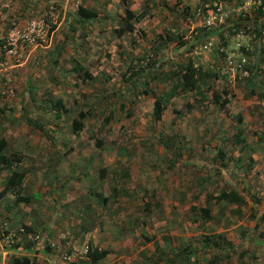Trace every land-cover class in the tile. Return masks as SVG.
I'll use <instances>...</instances> for the list:
<instances>
[{
	"label": "rangeland",
	"instance_id": "obj_1",
	"mask_svg": "<svg viewBox=\"0 0 264 264\" xmlns=\"http://www.w3.org/2000/svg\"><path fill=\"white\" fill-rule=\"evenodd\" d=\"M127 2L144 16L118 35L121 0H0V136L23 158L22 193L31 197L2 231L22 237L10 256L56 264L69 250L61 264H92V244L108 251L97 264H168L220 235L225 249H201L198 264H217L208 262L217 254L220 264H264V0ZM79 6L97 18L81 24ZM35 21L46 37L8 54L13 28ZM189 60L220 78L202 84V95H176L156 119L155 98ZM225 91L230 103L216 104L213 94ZM81 110L88 115L74 132ZM11 170L0 171V188ZM224 190L246 203H221ZM24 223L50 233L42 252L20 233Z\"/></svg>",
	"mask_w": 264,
	"mask_h": 264
},
{
	"label": "trees",
	"instance_id": "obj_2",
	"mask_svg": "<svg viewBox=\"0 0 264 264\" xmlns=\"http://www.w3.org/2000/svg\"><path fill=\"white\" fill-rule=\"evenodd\" d=\"M123 4H127V7H125V17L122 19V27L118 29V35H122L126 31L132 32L135 30L134 23L137 21H140L143 18V14H135L133 10L128 6L127 0H121ZM78 20L81 22V24H87L91 22L94 18H97V12L93 9L85 8L83 6L78 7ZM239 25L237 23L234 24L233 28H230L229 34L230 37L235 36L238 33ZM170 40H173L175 38H172V35L168 36ZM221 39L223 40V45L224 47H229L230 45V40L229 39H224V36L221 35ZM183 45V44H182ZM244 53L247 55L250 54V51H246V48H241ZM134 65L136 64H131L128 66V72L131 74L135 75L137 70L133 69ZM74 70L77 73H83L86 77L90 76L88 71L84 66L81 64H77L74 67ZM174 76L178 77V82L172 88L169 90V92H164L162 95L157 96L154 101V115L156 119H161L163 111L166 109L167 105L169 102L178 94H187V93H193L194 95H202L203 89H202V84H207V80L213 78V79H218L220 78V75L212 70L204 68L202 65H196L194 62L189 60L188 62L179 64V71H173L172 72ZM146 94L150 92L144 91ZM226 96L221 95L219 92H215L212 96L214 102L216 104H220L221 106H226L230 103V98L227 97L228 93L225 91ZM58 107H62V103H58ZM6 111L4 107L0 106V116ZM88 113L86 111H80L78 113L77 118L73 120V130L74 132H80L83 127H84V121L87 118ZM238 141H243V138L238 137ZM100 144V143H99ZM8 141L0 136V171H3L8 167L9 169H12L10 171V174L4 179L3 181V187H2V196H5L8 193H13L14 196L16 197L14 200V207L15 205L25 203L28 204L31 201V197L29 195H25L22 193L23 187H24V180L26 179V171L23 170L20 167V163L22 162L23 158L21 156L13 155L8 153ZM222 153V151H221ZM11 193V194H12ZM218 200L221 203H233V205H244L246 203L244 196L238 194L237 190H231V191H223L222 194L218 197ZM108 201V198H104L105 204ZM237 208V207H236ZM237 211L239 212L238 208ZM204 214V218L207 220L210 217V210L208 207L204 208L202 210ZM222 213H224L222 211ZM26 232L32 233L34 232V226L32 225H27L24 223L22 225ZM86 230V229H85ZM7 233V234H6ZM12 233V230L5 232V235H8ZM21 233V232H20ZM44 235H41L42 242L45 241L48 237L50 236V233L48 232H43ZM46 233L48 235L46 236ZM24 235V233H21ZM263 234V233H261ZM220 235H207L203 237V244L201 245L200 248H195L194 250H191L190 247L188 249H182L179 252V255L176 257L177 259L170 258L166 262L168 264H198L200 263V251L201 249H217L219 251H223L224 244L222 240L219 239ZM20 245V242L15 243L14 248H18ZM13 248V249H14ZM51 247L47 246V251H49ZM52 251V250H51ZM68 255H70L71 251L67 250ZM108 255V251L106 250H99L98 248H95L92 244L88 246L86 258L91 261L92 264H97L101 260L105 259ZM196 255V258L193 256ZM56 257V256H55ZM210 258L208 259V262L211 263L214 261L217 262V264H220L222 261H218L221 256L219 254L215 255L213 258L209 256ZM8 264H39L37 257L35 256H30V255H14L10 256L7 260ZM74 264V263H73ZM77 264V263H76ZM223 264V263H222Z\"/></svg>",
	"mask_w": 264,
	"mask_h": 264
},
{
	"label": "built area",
	"instance_id": "obj_3",
	"mask_svg": "<svg viewBox=\"0 0 264 264\" xmlns=\"http://www.w3.org/2000/svg\"><path fill=\"white\" fill-rule=\"evenodd\" d=\"M44 37H46V28H45V24H43L41 21L40 22L35 21V22L29 23L23 31H21L17 27L16 28L14 27L10 35V38L8 40V44L10 48H8L7 53L16 54L15 53L16 48L19 46V44L22 47H24L25 44H33L37 38H44ZM3 65H4V62H2V60L0 59V70ZM19 231L21 233L28 234V232H26L24 227H21ZM1 232H0V235L2 236V239H0V254L2 256L8 254V257H9L13 252L16 253V250L13 249L15 247L14 245L16 242L20 241V238L22 237L20 235L14 234V232L8 235H5L3 232L2 233ZM30 237L35 244L34 245L35 251L39 250L40 252H42V249L45 246L44 241L42 242L43 237L39 234H32ZM51 245L54 246V244H51ZM56 257H55L56 264L66 263L71 260V256L68 255V253L66 252H61L60 256H56Z\"/></svg>",
	"mask_w": 264,
	"mask_h": 264
},
{
	"label": "crops",
	"instance_id": "obj_4",
	"mask_svg": "<svg viewBox=\"0 0 264 264\" xmlns=\"http://www.w3.org/2000/svg\"><path fill=\"white\" fill-rule=\"evenodd\" d=\"M1 185L3 186V184H1ZM1 191H2V188H0V196L2 195ZM11 193H8L5 196H2L0 198V232L4 228H7L6 223H8V227H9V225L11 224L10 223V218L12 217V215L16 214L15 213L16 212V208L14 207V200H15L16 197L14 196L13 193L12 194ZM13 222H15V220ZM14 225H15V223L11 224L9 228L12 229V227ZM0 239H2L1 235H0ZM8 258H10V257H8V254H6L4 256H2L0 254V264H8L7 263Z\"/></svg>",
	"mask_w": 264,
	"mask_h": 264
}]
</instances>
